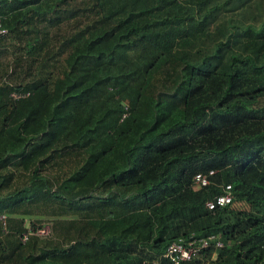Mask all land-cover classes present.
<instances>
[{"label":"trees","instance_id":"1","mask_svg":"<svg viewBox=\"0 0 264 264\" xmlns=\"http://www.w3.org/2000/svg\"><path fill=\"white\" fill-rule=\"evenodd\" d=\"M0 16V264H171L191 233L222 241L211 264H264V0H0ZM223 183L233 198L207 208Z\"/></svg>","mask_w":264,"mask_h":264},{"label":"built area","instance_id":"2","mask_svg":"<svg viewBox=\"0 0 264 264\" xmlns=\"http://www.w3.org/2000/svg\"><path fill=\"white\" fill-rule=\"evenodd\" d=\"M6 32V28L2 25L0 16V34ZM215 170L210 169L207 172H197L193 176V182L200 186H206L211 183V178L215 174ZM233 198L232 187L230 183L221 184V192L216 194L213 198L207 199L205 205L207 208H214L215 206L224 205L231 201ZM0 218L4 220L5 215H0ZM50 224L43 223L36 228H29L23 232L20 236L24 242L27 240L30 234H37L41 236L49 235ZM214 242V246H222V241L216 235H209L206 237L195 236L189 234L188 236H180L174 240H171L166 249L163 252V256L166 257L171 264H211L209 257H202L203 251Z\"/></svg>","mask_w":264,"mask_h":264},{"label":"rangeland","instance_id":"3","mask_svg":"<svg viewBox=\"0 0 264 264\" xmlns=\"http://www.w3.org/2000/svg\"><path fill=\"white\" fill-rule=\"evenodd\" d=\"M11 52V48L9 47V49H7L6 52L4 53H1L0 54V82H4L6 80H9V76L6 77V74H5V68L8 66V61H11L12 58H13V55L10 54ZM13 63V62H12ZM13 78V77H12ZM195 186H197L198 184H194ZM234 205L236 206H240V207H243L244 204L241 203V202H235ZM18 216V215H17ZM47 218V219H46ZM51 220L49 217H44V220ZM43 220V219H42ZM26 223L28 222L27 219L25 220Z\"/></svg>","mask_w":264,"mask_h":264}]
</instances>
